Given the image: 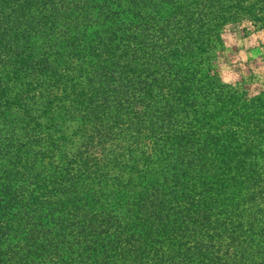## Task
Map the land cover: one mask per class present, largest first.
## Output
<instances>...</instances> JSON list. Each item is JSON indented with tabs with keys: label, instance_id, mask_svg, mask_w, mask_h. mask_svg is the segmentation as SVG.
<instances>
[{
	"label": "trees",
	"instance_id": "trees-1",
	"mask_svg": "<svg viewBox=\"0 0 264 264\" xmlns=\"http://www.w3.org/2000/svg\"><path fill=\"white\" fill-rule=\"evenodd\" d=\"M264 0H0V264H264V90L220 80Z\"/></svg>",
	"mask_w": 264,
	"mask_h": 264
},
{
	"label": "rangeland",
	"instance_id": "rangeland-1",
	"mask_svg": "<svg viewBox=\"0 0 264 264\" xmlns=\"http://www.w3.org/2000/svg\"><path fill=\"white\" fill-rule=\"evenodd\" d=\"M213 55V67L222 82L244 90H264V29L247 22L227 26Z\"/></svg>",
	"mask_w": 264,
	"mask_h": 264
}]
</instances>
